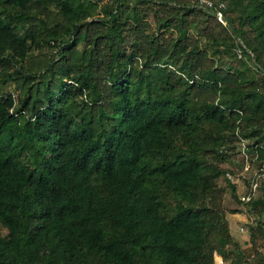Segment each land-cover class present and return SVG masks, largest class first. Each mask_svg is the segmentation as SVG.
Listing matches in <instances>:
<instances>
[{
    "label": "trees",
    "instance_id": "trees-1",
    "mask_svg": "<svg viewBox=\"0 0 264 264\" xmlns=\"http://www.w3.org/2000/svg\"><path fill=\"white\" fill-rule=\"evenodd\" d=\"M212 1L227 23L200 0H0V264H264V194L227 178L242 139L264 161V0Z\"/></svg>",
    "mask_w": 264,
    "mask_h": 264
},
{
    "label": "built area",
    "instance_id": "built-area-1",
    "mask_svg": "<svg viewBox=\"0 0 264 264\" xmlns=\"http://www.w3.org/2000/svg\"><path fill=\"white\" fill-rule=\"evenodd\" d=\"M199 5L204 7L208 6L216 13L218 19L222 23H227L222 13L224 3H219V5L216 6L212 0H200ZM238 53L242 56L241 49H238ZM248 143L249 141L247 139H242L239 149V158L244 159L241 171L227 173V178L229 180L248 189V192L241 196V200L245 203L254 201L264 194V161L258 163L256 158L250 159V150L253 149L254 152L256 150L255 153L258 151L257 147L251 148Z\"/></svg>",
    "mask_w": 264,
    "mask_h": 264
},
{
    "label": "crops",
    "instance_id": "crops-1",
    "mask_svg": "<svg viewBox=\"0 0 264 264\" xmlns=\"http://www.w3.org/2000/svg\"><path fill=\"white\" fill-rule=\"evenodd\" d=\"M241 217H231L229 214V220L231 223V230L235 237L241 242V244L245 247L249 241V222L250 218L245 213L240 214ZM216 264H225L222 256H217Z\"/></svg>",
    "mask_w": 264,
    "mask_h": 264
},
{
    "label": "rangeland",
    "instance_id": "rangeland-1",
    "mask_svg": "<svg viewBox=\"0 0 264 264\" xmlns=\"http://www.w3.org/2000/svg\"><path fill=\"white\" fill-rule=\"evenodd\" d=\"M9 89H10V87H9ZM242 186V185H241ZM244 187V186H243ZM246 189V188H245ZM247 216H249L247 213H245ZM231 216H230V218L231 217H241L242 218V215H240V213H238V214H230ZM8 233V231H7V229H5V228H3L1 225H0V234H2V235H5V234H7Z\"/></svg>",
    "mask_w": 264,
    "mask_h": 264
}]
</instances>
